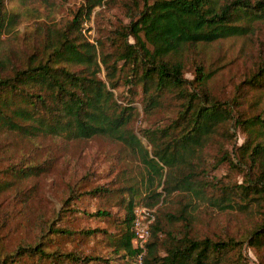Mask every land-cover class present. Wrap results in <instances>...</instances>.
<instances>
[{"label":"trees","instance_id":"obj_1","mask_svg":"<svg viewBox=\"0 0 264 264\" xmlns=\"http://www.w3.org/2000/svg\"><path fill=\"white\" fill-rule=\"evenodd\" d=\"M117 1L127 21L98 34L90 24L94 8ZM64 2L0 0V133L35 147L43 139L120 143L138 158L142 184L120 189L119 230H101L111 247L108 256L51 247L58 236L77 233L64 223L55 225L57 213L45 221L37 241L0 249V264H134L139 250L132 228L139 206L155 209L143 264H249L245 245L264 251V114L245 116L239 107L243 87L257 91L258 100L264 95V56L235 95L222 99L212 91L216 71L201 53L214 42L253 33L254 24L264 21V0H81L70 18L56 20L54 10ZM23 21H31L32 40L17 49L7 38L18 37ZM189 63L191 79L185 76ZM137 104L145 118L162 114L164 121L136 133ZM231 127L247 133L236 147L237 159L225 149L235 136ZM214 144L223 150L215 163L227 161L230 172L241 174L239 182L209 174ZM46 170L43 163L22 158L8 170L11 179L0 180V192ZM104 191L96 186L89 192ZM176 196L178 205H172ZM75 197L63 200L60 216L75 210ZM206 203L242 215L249 225L236 235L203 234L198 209ZM95 215L114 214L102 209ZM79 232L90 236L96 230Z\"/></svg>","mask_w":264,"mask_h":264},{"label":"rangeland","instance_id":"obj_2","mask_svg":"<svg viewBox=\"0 0 264 264\" xmlns=\"http://www.w3.org/2000/svg\"><path fill=\"white\" fill-rule=\"evenodd\" d=\"M81 0H66L54 10L56 20L70 18L72 11ZM118 2V1H117ZM94 24L97 33L107 32L115 28L122 21L126 22L124 8L119 2L110 6H97L93 11ZM93 19V15L91 17ZM46 19L45 15L39 20ZM31 21H23L17 28L18 37L7 38L6 44L13 47L27 48L31 37L27 31ZM86 26H90L88 23ZM86 29V27H85ZM84 29V30H85ZM27 31V32H26ZM88 33H93L90 29ZM264 56V21L254 24L253 33L242 37L217 41L206 46L201 57L207 67L215 69L216 73L212 82V91L222 99L235 95L236 86L245 79L249 70L253 69L256 62ZM193 66L189 63L185 76L193 77ZM103 77V73L100 75ZM239 111L245 116L256 113L264 114V95L258 100L257 91L246 90ZM140 115L134 123L136 133L138 128L147 127L155 122L164 121L163 115L147 119L137 104ZM236 110V109H235ZM237 111V110H236ZM235 134L232 142L225 143L229 156L236 158V147L241 146L247 137L246 131L241 128L231 127ZM141 142L147 145L145 138ZM220 150L219 144L212 145L208 152L212 161L210 175L234 182L240 181L239 172H230L227 161L223 164L215 163L216 155ZM22 158L43 163L47 170L34 178L16 180L8 189L0 192V249L14 250L20 245L37 241L43 232L45 221L53 220L55 225L66 224L77 233L72 238L57 237V246L64 252L76 251L81 256H108L111 247L106 234L102 231L115 234L119 227L116 224L122 214L117 205L120 189L127 185L136 187L142 184V167L138 158L120 143H114L101 138L88 141H63L61 139L40 140L39 147L24 138L12 134L0 133V180H9L11 175L8 170ZM96 186L106 189L101 195L89 192ZM76 195L75 210L63 214V200L69 195ZM172 199V205H178ZM102 209L113 212L114 215L105 217L95 215ZM198 221L203 234L220 236L223 234L236 235L243 231L249 221L235 215L234 211L221 210L210 203L198 209ZM96 230L94 235L86 236L79 231ZM249 264H264V251L246 245L243 248ZM118 261V260H117ZM121 262V261H120ZM22 264L31 263L28 260ZM47 264V263H39Z\"/></svg>","mask_w":264,"mask_h":264},{"label":"built area","instance_id":"obj_3","mask_svg":"<svg viewBox=\"0 0 264 264\" xmlns=\"http://www.w3.org/2000/svg\"><path fill=\"white\" fill-rule=\"evenodd\" d=\"M154 208L139 206L135 209L133 221V245L138 248L134 264H143L142 258L146 252V244L150 236V225L154 220Z\"/></svg>","mask_w":264,"mask_h":264}]
</instances>
